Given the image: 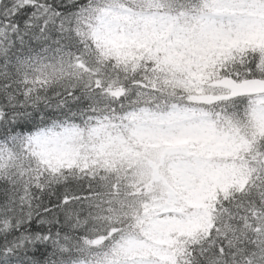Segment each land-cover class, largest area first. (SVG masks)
Segmentation results:
<instances>
[{
	"label": "snow or ice",
	"instance_id": "1",
	"mask_svg": "<svg viewBox=\"0 0 264 264\" xmlns=\"http://www.w3.org/2000/svg\"><path fill=\"white\" fill-rule=\"evenodd\" d=\"M0 264H264V0H0Z\"/></svg>",
	"mask_w": 264,
	"mask_h": 264
}]
</instances>
